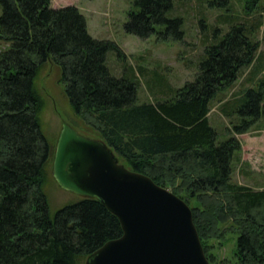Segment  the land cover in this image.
<instances>
[{
  "label": "trees",
  "instance_id": "trees-1",
  "mask_svg": "<svg viewBox=\"0 0 264 264\" xmlns=\"http://www.w3.org/2000/svg\"><path fill=\"white\" fill-rule=\"evenodd\" d=\"M204 2L230 9L228 0ZM0 5V40L7 44L0 50V264H77L78 257L122 233L117 216L96 197L81 196L49 212L43 186L52 147L41 126L35 84L47 61L60 68L71 110L129 168L191 205L204 253L210 239L229 229L236 234V264H264V188L231 178L240 149L237 134L264 115V78L239 97L220 99L219 110L232 117L234 134L220 138L208 117L211 101L243 68L251 65L255 73L264 67L257 37L264 32V0H243L241 20L221 14L227 28L206 30L194 78L180 87L166 85L167 97L150 102L137 98L140 73L110 72L107 52L124 54L113 40L89 34L77 6H52L51 0H0ZM175 5L176 0H133L124 31L184 43V19Z\"/></svg>",
  "mask_w": 264,
  "mask_h": 264
},
{
  "label": "rangeland",
  "instance_id": "rangeland-1",
  "mask_svg": "<svg viewBox=\"0 0 264 264\" xmlns=\"http://www.w3.org/2000/svg\"><path fill=\"white\" fill-rule=\"evenodd\" d=\"M204 1L176 0L174 11L182 15L184 19V43L170 39L160 40L154 35L139 37L124 31L123 23L127 19L128 10L133 8V0H51V5L73 4L77 6L86 19L90 35L113 40L124 56L119 58L114 51H108L106 54L107 67L115 76H121L124 71L129 72V70L140 73L137 98L139 101L150 102L167 97L162 92L166 85L167 89L180 87L188 80H192L196 72V63L203 53L206 43V30L209 29L208 32L211 33V26L215 25L219 26L221 31L227 28V24L222 21L224 15L221 14H228L229 11L226 13L225 7H209ZM228 1L230 13H235L237 19L244 18L245 14L241 12L243 0ZM201 23L204 24V27L201 26ZM263 36V31L257 33V37L261 41L260 52L264 51ZM6 45L4 41L0 40V50ZM253 69L254 67L251 65L243 68L233 84L218 93L217 97L211 101L208 117L212 125L219 131L220 138L231 133L230 120L232 117L226 116L219 110V101L220 99L225 101L239 97L243 88L253 86L255 83L253 81L259 77L264 78V67L255 73L252 71ZM152 75L164 77V80H151ZM59 77L60 68L55 63L47 61L41 67L35 80L37 91L42 99L41 126L52 147L45 167L46 180L43 186L51 215L63 204L76 201L81 197L73 191L62 188L52 174V161L62 119L71 124L79 133L104 140L96 129L85 123L71 110ZM237 137L240 140V149L232 160V181L253 189H263L264 115L247 131L237 134ZM114 153L119 162L129 168L125 159L116 152ZM187 204L191 206L189 203ZM235 235V232L228 229L220 238L209 240L207 247L205 245V255L210 264H236L233 255ZM84 261L85 257L77 258V264H84Z\"/></svg>",
  "mask_w": 264,
  "mask_h": 264
},
{
  "label": "water",
  "instance_id": "water-1",
  "mask_svg": "<svg viewBox=\"0 0 264 264\" xmlns=\"http://www.w3.org/2000/svg\"><path fill=\"white\" fill-rule=\"evenodd\" d=\"M52 174L62 188L98 198L120 222L121 235L92 251L84 264H210L186 201L64 119Z\"/></svg>",
  "mask_w": 264,
  "mask_h": 264
},
{
  "label": "bare ground",
  "instance_id": "bare-ground-1",
  "mask_svg": "<svg viewBox=\"0 0 264 264\" xmlns=\"http://www.w3.org/2000/svg\"><path fill=\"white\" fill-rule=\"evenodd\" d=\"M228 11H229V13H230L231 9H227V8H226V9H225V12L228 13ZM234 15H235V13L232 12V13H231L232 18L234 17ZM247 88H249V86L246 87V88H243V89H242V92L245 91ZM232 134H234L233 131H231V133H228L227 136H228V135H232Z\"/></svg>",
  "mask_w": 264,
  "mask_h": 264
}]
</instances>
